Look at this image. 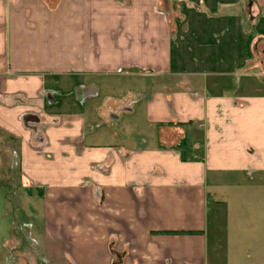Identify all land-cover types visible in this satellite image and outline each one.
<instances>
[{"label": "crops", "instance_id": "0c3cea01", "mask_svg": "<svg viewBox=\"0 0 264 264\" xmlns=\"http://www.w3.org/2000/svg\"><path fill=\"white\" fill-rule=\"evenodd\" d=\"M0 187L48 264H264V0H0Z\"/></svg>", "mask_w": 264, "mask_h": 264}, {"label": "rangeland", "instance_id": "374dc122", "mask_svg": "<svg viewBox=\"0 0 264 264\" xmlns=\"http://www.w3.org/2000/svg\"><path fill=\"white\" fill-rule=\"evenodd\" d=\"M2 191L0 187V264H48L42 218L18 208L16 200L2 201ZM71 247L64 243L63 251Z\"/></svg>", "mask_w": 264, "mask_h": 264}]
</instances>
